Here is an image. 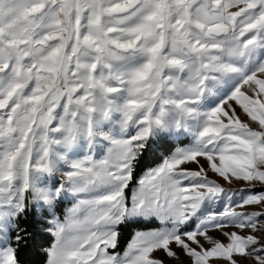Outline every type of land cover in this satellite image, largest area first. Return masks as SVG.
Segmentation results:
<instances>
[{"label":"snow or ice","instance_id":"obj_1","mask_svg":"<svg viewBox=\"0 0 264 264\" xmlns=\"http://www.w3.org/2000/svg\"><path fill=\"white\" fill-rule=\"evenodd\" d=\"M29 216L44 264H264V0H0V264Z\"/></svg>","mask_w":264,"mask_h":264},{"label":"trees","instance_id":"obj_2","mask_svg":"<svg viewBox=\"0 0 264 264\" xmlns=\"http://www.w3.org/2000/svg\"><path fill=\"white\" fill-rule=\"evenodd\" d=\"M185 143L187 141H184ZM177 146L175 143L171 145H166L159 153H157L155 156L149 157L145 161L144 167H151L154 166V163L159 162V158L162 157L164 154H166L167 151L171 150ZM24 224L26 227H28L30 230L36 232V238L35 240L22 251L21 258L24 262V264H44L45 257L43 255V249L47 248L49 244L52 242V237L42 231L43 225L37 223V219L33 218L32 216H29L25 221ZM148 225H140L136 227H148ZM136 227H130L127 230L121 231V241H120V248H123L126 243L128 242V239L131 236L132 229Z\"/></svg>","mask_w":264,"mask_h":264},{"label":"rangeland","instance_id":"obj_3","mask_svg":"<svg viewBox=\"0 0 264 264\" xmlns=\"http://www.w3.org/2000/svg\"><path fill=\"white\" fill-rule=\"evenodd\" d=\"M177 146H180V145H177ZM151 167H152V166H151ZM193 167H194V166H193ZM140 174H142V172H141ZM213 178H215V177H213ZM221 182H222V181H221ZM222 183H223V182H222ZM225 186H226V187H229L228 185H225ZM243 186H244V185H243L242 182H240V183H234L233 185H231V187H233V188H240V187H243ZM258 187H259V186H258ZM71 203H72L71 198H68L67 200H65V201H63L62 203L58 204L57 209H56L57 215L63 217V216L65 215V213L67 212V209H68L69 207H71ZM158 226H159V224L154 222V223L150 224V226H148V227H136V228H133V229H132L131 236H130V238L128 239V242L131 240V238H132V234H133L134 231H136V230H146L147 228H155V227H158ZM211 234H212L213 236H215V237H218V238H221V239H222V237H219V233L212 232ZM128 242H127V243H128ZM127 243H126V245H125L123 248H120V247H119L118 250L122 252V251L126 248ZM156 255L159 256V257H161V258L166 259V264H178V262L175 261V260H172V259H170V258H165V255H164L163 252H158V253H156ZM181 261H183V264H188V260H187V258L184 257L183 255L181 256Z\"/></svg>","mask_w":264,"mask_h":264}]
</instances>
